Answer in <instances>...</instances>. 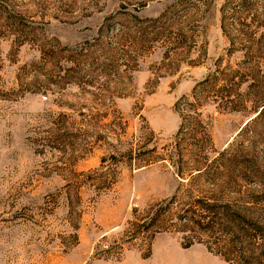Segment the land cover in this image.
<instances>
[{"label": "rangeland", "instance_id": "1", "mask_svg": "<svg viewBox=\"0 0 264 264\" xmlns=\"http://www.w3.org/2000/svg\"><path fill=\"white\" fill-rule=\"evenodd\" d=\"M224 2L0 0V264H227L207 237L184 247L194 233L132 225L180 187L176 103L216 61L234 65L241 56L227 53ZM188 9L199 23L186 28L195 41L178 53L175 71L162 59L175 27L139 49L138 62L124 58L138 31L134 16ZM200 113L210 142L198 155L187 136L183 158L211 162L210 177L260 178L241 195L225 184L211 196L236 201L264 224V200L255 198L264 192V112H223L208 102Z\"/></svg>", "mask_w": 264, "mask_h": 264}, {"label": "trees", "instance_id": "2", "mask_svg": "<svg viewBox=\"0 0 264 264\" xmlns=\"http://www.w3.org/2000/svg\"><path fill=\"white\" fill-rule=\"evenodd\" d=\"M169 10L152 19L134 16L138 22L134 28L138 31L132 32L128 50L123 52L124 58L127 56L132 62H138L136 53L139 49L158 39L164 41L163 37L171 33L169 29L175 27L178 36L174 38L175 42H170L172 47L167 48L162 59L168 67L165 69L171 68L169 71L173 72L178 68L176 56L185 51V47L187 52H191L195 33L190 31L199 20L193 10L188 9L178 16L169 14ZM144 22L149 25L143 27ZM220 27L229 43L228 55L240 53L241 56L234 65L223 66L222 61H216L214 69L195 84L191 95L182 97L176 103L181 124L174 143L180 158L172 164L180 187L170 199L159 203L148 216L132 225L141 232L155 233L171 227L170 230L175 232L194 233L196 236L190 237L184 247L200 243L203 237H207L227 264H264V224L251 218L242 208H235L232 204L236 201L228 202L211 196L212 192L226 187L225 184L234 188V194L238 196L249 181L261 184L262 180L251 178L245 171L236 175L227 172L220 178L210 177L211 162L183 158L187 136H191L193 141L188 146L198 149V155L205 154L202 148L210 142V138L200 118V109L206 103L211 102L219 110L229 113L253 112L259 117L264 112V0H225L220 8ZM119 32H126V27L120 28ZM64 50L69 54L72 52ZM80 52L85 53L83 50ZM103 163L104 159L101 160V167ZM188 167L197 173L186 177L182 171ZM194 182L198 183L197 190L193 188ZM184 186L185 191L182 189ZM183 198L185 202H182ZM255 198L264 200V192L255 195ZM174 206L179 207L176 213H173Z\"/></svg>", "mask_w": 264, "mask_h": 264}, {"label": "bare ground", "instance_id": "3", "mask_svg": "<svg viewBox=\"0 0 264 264\" xmlns=\"http://www.w3.org/2000/svg\"><path fill=\"white\" fill-rule=\"evenodd\" d=\"M194 263V261L193 262H191L190 264H193ZM196 264V263H195Z\"/></svg>", "mask_w": 264, "mask_h": 264}]
</instances>
